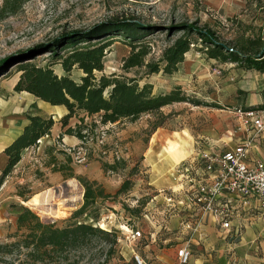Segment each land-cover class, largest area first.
Returning a JSON list of instances; mask_svg holds the SVG:
<instances>
[{
	"label": "rangeland",
	"instance_id": "rangeland-1",
	"mask_svg": "<svg viewBox=\"0 0 264 264\" xmlns=\"http://www.w3.org/2000/svg\"><path fill=\"white\" fill-rule=\"evenodd\" d=\"M255 4L254 0H0V66L5 65L0 70V157L4 156L5 146L11 139L13 143L24 132L30 123L29 117L53 118L55 121L51 135L23 151L21 162L0 187V245L15 242L17 239L12 236L23 234L24 231L18 230L17 220L27 208L43 223L56 228L64 229L81 222L111 233L108 236L91 234L74 248L52 254L43 264H136L135 253L146 259L148 264H153L154 257L150 250H146L152 234L161 239L168 238L174 231L170 225L174 216L186 217L188 221L195 216L193 211L179 213L184 208L182 211L174 209L168 202L167 198L171 196L168 187L175 184L173 180L159 185L163 193L150 185L161 176L157 171L148 172L144 165L145 155L150 153L157 160H166L168 151L176 153V149L182 151L189 147L192 135L204 132L217 135L216 125L236 129L238 122L234 112L246 105L244 93L216 88L215 83L219 81L226 80L224 82L232 84L234 80H230L232 77L226 79L224 71L219 68L220 62L208 58L201 46L186 54L174 74L160 72L147 75L145 68L130 72L123 70L124 59L130 55L131 48L124 40H115L106 50L104 71L95 72L97 78L112 74L136 78L140 87L152 85L154 95L168 94L180 87L191 102L200 101L202 105L174 103L157 113L142 115L135 122L125 120L96 127L92 132L85 131L88 133L86 140L75 137L76 140L63 135L66 130L60 121L68 113L65 107H53L32 94L15 91L23 63L47 67L51 62L50 54L31 58L23 56L25 52L49 44L63 33L90 30L126 14L140 15L144 22L160 27L197 20L201 27L211 28L229 38L234 30H239V21L255 27L264 25V13H255ZM180 35L176 34L171 41L165 33L146 38L144 42L153 48L147 61H159L162 51ZM72 49L68 48L67 53ZM52 68L59 77L69 76L79 83L85 76L77 67L70 73L59 64ZM236 95H241L239 104ZM81 117L85 114L78 113L72 118L70 127L76 128ZM86 123L91 124L92 119L86 118ZM157 135L166 138L167 142L151 143L150 138ZM172 139L174 143H170ZM66 155L72 157L71 166L76 176L97 181L112 196L97 199L83 215L76 214L84 204V187L77 178L65 179L62 173L56 172L62 163H66ZM115 159L126 161V168L118 173H106L103 164H112ZM128 180L132 183L130 191L117 195ZM72 181L79 185V190L73 187ZM48 190L55 191L52 204L59 207L58 218L43 216L24 205V202ZM80 194L79 203L62 205L63 201ZM129 231H141L142 238L132 244L127 243L124 239ZM157 245L164 248L167 244L163 240ZM20 255L18 250L9 253L0 249V264H20V261L26 264L25 257Z\"/></svg>",
	"mask_w": 264,
	"mask_h": 264
},
{
	"label": "trees",
	"instance_id": "trees-1",
	"mask_svg": "<svg viewBox=\"0 0 264 264\" xmlns=\"http://www.w3.org/2000/svg\"><path fill=\"white\" fill-rule=\"evenodd\" d=\"M255 13H264L263 0H254ZM257 15L254 16V19ZM239 30H234L229 38H224L217 31L201 27L196 20L192 23L182 22L168 27H160L144 22L140 15L126 14L108 20L90 30L66 32L49 44L39 45L25 52L23 56L34 58L42 54H50L51 62L47 67H38L32 63H23L20 80L15 87L18 93L27 92L38 99L52 105L63 106L68 113L61 119L63 135L76 137L81 141L88 137L96 127H105L122 121H137L142 115L157 113L162 108L174 103H193L176 88L164 95H154L153 86L145 84L140 87L138 79H129L117 74L103 75L97 78L95 72L104 71L106 50L115 40H124L131 48L130 55L124 59L123 70L146 69L147 75H172L178 71L186 54L192 48L201 46L208 58L220 63L237 64L240 68L264 73V25L255 27L238 22ZM165 33L169 41L176 34H181L172 44L166 47L159 61H147L152 55V46L144 40L152 35ZM120 36V37H118ZM123 38V39H118ZM68 48H73L67 53ZM61 65L65 72L70 73L75 67L85 74L81 82L69 76L59 77L53 70L54 65ZM5 65L0 66V70ZM264 94V92H263ZM201 106L200 101L193 103ZM241 110H264V104L257 108L244 107ZM84 113L76 128L70 127V120ZM86 118L92 123L87 124ZM30 123L24 132L10 145L4 153L7 165L0 176V187L7 176L21 162L22 153L37 145V142L50 136L55 125L53 118L44 119L39 116L29 117ZM72 165V157L66 155V163H62L56 172L62 173L65 179L77 178L85 189L84 204L76 215L86 213L97 199L111 198L97 181H90L83 176H76ZM126 161L115 159L114 163H104L103 170L118 173L125 169ZM131 181H125L117 195L130 191ZM18 230L22 235L12 236L15 242L0 245L1 250L11 253L18 250L25 257L26 264H43L57 252H65L85 241L91 234L99 233L108 236V231L100 230L85 223L73 224L60 229L45 224L31 210L25 208L17 220ZM22 264V261H20Z\"/></svg>",
	"mask_w": 264,
	"mask_h": 264
},
{
	"label": "crops",
	"instance_id": "crops-1",
	"mask_svg": "<svg viewBox=\"0 0 264 264\" xmlns=\"http://www.w3.org/2000/svg\"><path fill=\"white\" fill-rule=\"evenodd\" d=\"M219 65V68L224 71L226 79L232 77L230 80H234V83L229 84L224 82L226 80L219 81L218 79L219 82L215 83L218 90H228L236 94L238 92L244 93L243 101L246 102L245 107L247 108H257L264 104V73L255 70H242L233 63H219ZM235 76L240 78H234ZM240 96L236 95L238 104L240 103ZM234 116L238 122L236 129L229 130L223 128V125H216L218 128L217 135L210 132H204L198 136L192 135L189 137V147L182 151L176 149V153H172L171 150L168 151L169 155L166 160H157L150 153H147L144 165L148 172L155 173L157 171L161 176L150 185L155 186L160 191L163 190L160 189V184L173 180L175 184L169 186L168 189L175 188L177 183L174 168L179 163L198 156L201 149L200 145H203L205 150L222 153L245 141H251L250 160H264V135L256 136L249 119L239 116L237 112H234ZM70 138L76 139L72 136ZM150 141L151 143L163 144L166 138L157 135L150 138ZM170 143H174V139L170 140ZM11 144L12 139L5 147L7 148ZM0 160L1 171L7 164L6 155L1 156ZM165 176L168 178L162 180ZM219 204H228L232 209L230 228H223L220 220L212 214H200L199 229L193 232L187 230L185 226L188 221L186 217L174 216L170 221L174 231L169 233L168 238L162 236L161 239V237H157L158 235L152 234L151 243L146 250H150V255L154 257L153 264H178V251L185 245H188L192 251L190 264H264V215L259 211L257 202L252 200L245 203L241 200L222 197ZM192 211L195 213L196 210L193 209ZM163 240L164 244L167 245L164 248H159L157 242Z\"/></svg>",
	"mask_w": 264,
	"mask_h": 264
},
{
	"label": "built area",
	"instance_id": "built-area-1",
	"mask_svg": "<svg viewBox=\"0 0 264 264\" xmlns=\"http://www.w3.org/2000/svg\"><path fill=\"white\" fill-rule=\"evenodd\" d=\"M236 112L249 119L256 136L264 135V110L238 109ZM251 145V141H245L222 153L205 150L200 145L198 156L174 168L177 186L168 189L171 196L167 200L174 209L182 211L184 208L179 213L196 210L194 219L185 224L187 230L197 231L203 214L216 216L223 228H230L232 209L228 204H219L222 197L245 203L256 201L259 211L264 215V160H250ZM159 193H163V190ZM141 238V231H129L124 240L132 244ZM191 259L192 251L188 245L178 251V264H190ZM134 260L136 264H147L139 254L134 255Z\"/></svg>",
	"mask_w": 264,
	"mask_h": 264
},
{
	"label": "bare ground",
	"instance_id": "bare-ground-1",
	"mask_svg": "<svg viewBox=\"0 0 264 264\" xmlns=\"http://www.w3.org/2000/svg\"><path fill=\"white\" fill-rule=\"evenodd\" d=\"M71 183L75 189L78 190L80 189L79 185L76 182L72 181ZM55 197H56L55 191L48 190L42 194L34 196L29 201L24 202V205H27L33 210L38 211L43 216L50 218H58L59 207H56V205L52 204ZM81 198L82 196L80 194L76 197H72L70 199L63 201L62 205L65 206V204L67 203L77 204L81 201Z\"/></svg>",
	"mask_w": 264,
	"mask_h": 264
}]
</instances>
